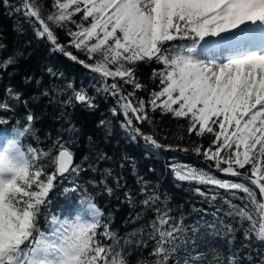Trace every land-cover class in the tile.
<instances>
[{"label": "snow or ice", "instance_id": "1", "mask_svg": "<svg viewBox=\"0 0 264 264\" xmlns=\"http://www.w3.org/2000/svg\"><path fill=\"white\" fill-rule=\"evenodd\" d=\"M20 4L15 11L23 12L36 37L47 40L50 51L89 70L93 80L101 83L97 93L116 100L110 112L123 115L121 127L133 140L142 138L145 148L156 152L192 151L212 162L217 172L236 178L171 164L178 181L216 190L209 196L196 187L194 191L202 197L215 201L219 190H224L228 194L222 197L228 206L225 215L238 218L241 225L247 222L245 239L254 235L264 241V0H51L50 11L40 0H20ZM2 6L11 7L10 0H0ZM61 29L68 37L66 43L58 35ZM4 47L0 44V50ZM152 62L160 65L151 74L152 81L159 83L145 100L136 95L147 89L136 66ZM15 63L10 54L0 59V70ZM47 71L57 75L52 68ZM125 85L132 91H126ZM68 90L72 95L62 101L65 105L98 107L94 96L84 88L76 90L71 82L57 89L61 93ZM5 93L0 97V112L13 111L11 101L27 106L20 92L9 87ZM149 109L184 119L190 136L211 137L208 145L181 148L145 133L133 121L151 123ZM34 120V114L27 111L25 123L10 138L0 139V264H128L124 252L117 250V233L91 200L86 201L85 210L51 215L46 228L39 227L41 210L56 184L71 176L72 186L64 191H76L80 186L75 181L85 165L96 169L87 156L75 163L70 142L59 138L48 151L25 149L21 138L32 132ZM5 122L0 118V124ZM107 123L101 119L98 126ZM49 157L51 171L41 163ZM138 183L139 202L153 218L139 230H147L146 239L136 244L148 247L152 242L150 255L155 257L139 264H172L181 250L186 255L175 264H202L204 254H192L196 242L188 235L185 216L174 215L167 198L161 200L147 181L139 178ZM106 190L113 192L111 187ZM125 196L133 202L131 191ZM209 227L215 229V225ZM225 227L229 233L234 231L231 224ZM197 231L192 225V234ZM130 242L123 241L125 245ZM226 264H241L238 253L229 255ZM259 264H264V257Z\"/></svg>", "mask_w": 264, "mask_h": 264}, {"label": "trees", "instance_id": "2", "mask_svg": "<svg viewBox=\"0 0 264 264\" xmlns=\"http://www.w3.org/2000/svg\"><path fill=\"white\" fill-rule=\"evenodd\" d=\"M40 2L46 9L51 10V0ZM10 4L11 7H0V44L6 46L0 50V59L11 54L15 56L16 63L7 70H0V97H4L5 90L11 87L21 93L22 101H27V106L23 102L11 101L14 110L0 112V118L6 121L0 124V132L5 138H10L14 134L13 130L25 123L26 112L31 111L35 116L33 130L21 138L25 149L31 146L48 151L59 138L70 142L75 163H81L87 156L88 163H92L96 169L93 171L85 165V170L75 181L80 186L76 191H64L72 186L71 176L56 184L49 195L48 205L41 210L39 227L45 229L46 218L51 215H74L85 210L86 201L91 200L101 209L104 222H110L111 229L117 233L120 239L117 250L124 252L128 264L151 262L155 259L150 255L152 242H148V247H137L136 244L137 241L146 239L147 230H139L153 218L151 211L143 209L139 202L142 197L137 195L141 187L138 179L142 178L161 196V200L167 198L174 215L185 216V224L189 226L188 235L196 242V249L192 254L203 253L202 264H226L227 257L234 253H238L241 264H259L264 257V241L257 240L254 235L245 239L244 229L248 227L247 222L241 225L238 218L225 215L228 206L224 204L222 197L228 194L222 189L219 190L220 195L215 201L200 196L194 191L196 187L208 192L209 196L216 190L209 191L208 186L178 181L171 170V164L192 165L210 170L220 178H236L217 172L212 162L192 151L156 152L146 149L142 138L133 140L131 134L121 127L123 115L118 113L113 116L110 112L116 105V100L103 92L97 93L96 89L101 87V83L93 80L92 73L61 53L50 51L51 45L47 40L36 37L23 12L15 11L16 7L21 6L20 0H10ZM58 35L61 42H67L68 37L64 30H58ZM79 55L84 58L82 53ZM159 67L155 62L139 63L136 66L137 76L147 85L146 90L137 91V97L147 100L149 91L157 87L159 82L154 83L151 74L153 69ZM48 68H52L57 75L51 76ZM69 82L73 83L76 90L86 89L96 98L98 107L89 110L75 102L71 105L62 103L72 93L70 90L61 93L57 89L63 88ZM124 87L126 91H132L130 85ZM46 90L49 92L48 96L43 95ZM149 115L151 123H133L145 133L154 134L164 143L191 149L196 144L207 146L211 139L209 136H190L186 131L187 121L184 119L163 114L159 110L151 112L149 109ZM101 119L108 122L103 127L98 126ZM104 156L107 158H100ZM41 163L49 165V171L52 170L51 157L41 160ZM105 170H111V174H107ZM106 187H111L113 192L109 194ZM129 191L133 193L131 203L125 196ZM233 202L241 203L240 200ZM229 224L234 229L231 233L225 227ZM192 225L198 228L195 235L191 232ZM209 225H215V229ZM125 239L131 242L125 245ZM189 251L192 249L189 248ZM185 255L184 250H181L173 257L172 264H175L177 258L182 261ZM247 256L252 257L251 261L245 258ZM217 257L219 259H214Z\"/></svg>", "mask_w": 264, "mask_h": 264}, {"label": "rangeland", "instance_id": "3", "mask_svg": "<svg viewBox=\"0 0 264 264\" xmlns=\"http://www.w3.org/2000/svg\"><path fill=\"white\" fill-rule=\"evenodd\" d=\"M0 135H1L0 139H4L5 138L3 133H0Z\"/></svg>", "mask_w": 264, "mask_h": 264}]
</instances>
